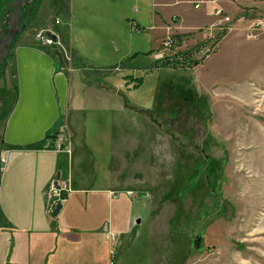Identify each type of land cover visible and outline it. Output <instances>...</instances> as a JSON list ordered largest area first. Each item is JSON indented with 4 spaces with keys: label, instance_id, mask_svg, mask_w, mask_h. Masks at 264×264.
<instances>
[{
    "label": "rangeland",
    "instance_id": "rangeland-1",
    "mask_svg": "<svg viewBox=\"0 0 264 264\" xmlns=\"http://www.w3.org/2000/svg\"><path fill=\"white\" fill-rule=\"evenodd\" d=\"M11 1L0 0V18ZM60 1L58 18L49 17L59 21L51 25L54 44L68 51L89 84L109 87L106 95L83 94L67 124L76 186H116L114 212L119 208V220L132 225L115 245L117 259L264 264V26L254 24L264 18V0H222L228 8L206 0L215 6L212 21L195 30L201 41L202 31L216 24L214 11L222 8L229 18H222V33L213 30L211 50L200 60L181 59L186 50L174 46L164 50V61L154 58L156 49L121 57L125 44L142 40L143 33L130 31L133 19L115 17L95 0ZM145 1L124 0L123 7L133 15ZM46 19L26 32L33 35ZM174 22L168 35L182 29ZM71 33L87 55L76 59L65 41ZM6 84L2 71L7 100L0 137L15 100Z\"/></svg>",
    "mask_w": 264,
    "mask_h": 264
},
{
    "label": "crops",
    "instance_id": "crops-1",
    "mask_svg": "<svg viewBox=\"0 0 264 264\" xmlns=\"http://www.w3.org/2000/svg\"><path fill=\"white\" fill-rule=\"evenodd\" d=\"M95 1L106 4L115 17L133 19L130 31L143 33L138 44L122 47L121 57L132 53V58L146 49L158 50L173 19H178L174 26L182 28L174 34L184 41L177 48L184 51L193 47L200 39L195 30L212 21L215 6L206 0H146L132 15L123 7L124 0ZM216 2L225 8L230 4ZM196 3L200 4L197 9L193 8ZM81 10L86 11L82 5ZM48 12L45 25L38 30L53 25L49 17L58 18L57 13L53 15L55 10ZM38 30L33 35L25 31L17 36L3 69L5 80L11 83L6 84L8 92L14 90L15 100L1 126L0 157L7 158L0 162V264H110L112 254L114 264H122L115 245L123 242L132 225L127 219L119 220V208L114 212L118 188L76 186L71 174L74 148L67 124L69 109L79 110L83 94L106 95L109 87L101 81H97L98 88L89 84L79 65L73 66L68 51L36 40ZM132 33L129 35L137 37ZM65 41L76 59L87 55L74 45L72 33ZM103 53L100 56L104 57ZM54 134L65 137L68 152L49 148ZM57 179L66 182L68 191L58 214L49 215L50 186Z\"/></svg>",
    "mask_w": 264,
    "mask_h": 264
},
{
    "label": "built area",
    "instance_id": "built-area-1",
    "mask_svg": "<svg viewBox=\"0 0 264 264\" xmlns=\"http://www.w3.org/2000/svg\"><path fill=\"white\" fill-rule=\"evenodd\" d=\"M199 4H194V8H198ZM213 16H215L216 24L213 23L212 26L206 27L205 31L202 32L205 33L206 37H204L203 41L200 39V41L195 44L192 47V50L188 51L186 50V53L181 56V59H187L191 58L194 60H200V55L204 57L209 50H211V44L215 40L213 37V30L222 33V29L224 26V20L222 18H225V20H228L229 18L225 16V11L222 8H219L218 10L213 12ZM176 21V19H174ZM58 19H55L54 24H58ZM255 25L264 26V18H260L258 21L254 23ZM173 25V24H171ZM53 26H50L49 28L45 30H40L36 33L35 38L36 40L40 41L43 44L52 45L54 44L57 39L53 40L51 36H48V33L55 35L57 37L56 32L52 28ZM177 28V26H174ZM170 28V26H169ZM132 30H135L134 27H131ZM218 33V35H219ZM207 40V41H206ZM206 41V42H205ZM178 37H176V34L173 35H166V38L162 40L160 43L159 49L154 54V58H156L159 61H164L166 57L164 56V50L170 49L171 47L178 46ZM121 85V84H120ZM54 140L50 143L49 148L58 152L64 151L68 152L69 148L64 146V136L62 134H55L53 136ZM7 156L0 157V162H5ZM68 191V187L66 182L59 181L58 179L51 183L50 186V200L46 207V211L49 215H54L55 207L58 203L62 202L64 199L66 192Z\"/></svg>",
    "mask_w": 264,
    "mask_h": 264
},
{
    "label": "flooded vegetation",
    "instance_id": "flooded-vegetation-1",
    "mask_svg": "<svg viewBox=\"0 0 264 264\" xmlns=\"http://www.w3.org/2000/svg\"><path fill=\"white\" fill-rule=\"evenodd\" d=\"M60 0H29L30 4H26V10L25 12L22 11L20 18H19V25H22L24 21L27 22V25L15 36V38L12 40V42L9 44L7 49V54L4 58V60L0 63V76L2 75V71L4 69L5 63L7 62L10 51L13 43L15 42L17 36L21 34L24 31L29 30L33 26L37 25L38 21L41 20V18H44L45 11H53L56 10L57 7L60 5ZM12 7H9V11L12 12ZM6 17V10L2 14L0 18L1 29H5L8 25L3 20ZM52 21V20H51ZM54 24V22H53ZM6 97L4 96V92L2 90V86H0V107H3L6 102ZM4 109V108H3ZM4 114V111L2 112ZM4 117V116H3Z\"/></svg>",
    "mask_w": 264,
    "mask_h": 264
},
{
    "label": "water",
    "instance_id": "water-1",
    "mask_svg": "<svg viewBox=\"0 0 264 264\" xmlns=\"http://www.w3.org/2000/svg\"><path fill=\"white\" fill-rule=\"evenodd\" d=\"M24 4H30L29 0H12L9 5L6 7V17L3 20L7 23L5 29L0 27V63L4 60L9 44L15 38V36L27 25V22L24 21L22 25H19V18L22 13V7ZM12 7V12L9 11V7ZM3 22L0 23V26ZM48 36H51L53 40L56 39L55 35L48 33ZM61 208V204L58 203L54 210V215H57ZM136 223H140V219L136 220Z\"/></svg>",
    "mask_w": 264,
    "mask_h": 264
},
{
    "label": "trees",
    "instance_id": "trees-1",
    "mask_svg": "<svg viewBox=\"0 0 264 264\" xmlns=\"http://www.w3.org/2000/svg\"><path fill=\"white\" fill-rule=\"evenodd\" d=\"M141 82H142V80H141L140 77L136 78V79H135L134 86H139V85L141 84ZM54 135H55V134H54ZM54 135H53V136H54Z\"/></svg>",
    "mask_w": 264,
    "mask_h": 264
}]
</instances>
